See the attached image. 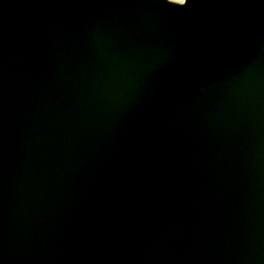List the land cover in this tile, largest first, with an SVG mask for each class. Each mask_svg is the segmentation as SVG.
Listing matches in <instances>:
<instances>
[{
    "label": "water",
    "instance_id": "95a60500",
    "mask_svg": "<svg viewBox=\"0 0 264 264\" xmlns=\"http://www.w3.org/2000/svg\"><path fill=\"white\" fill-rule=\"evenodd\" d=\"M0 264H264V0H0Z\"/></svg>",
    "mask_w": 264,
    "mask_h": 264
},
{
    "label": "snow or ice",
    "instance_id": "6c2138e0",
    "mask_svg": "<svg viewBox=\"0 0 264 264\" xmlns=\"http://www.w3.org/2000/svg\"><path fill=\"white\" fill-rule=\"evenodd\" d=\"M191 0H164L169 7L187 8Z\"/></svg>",
    "mask_w": 264,
    "mask_h": 264
}]
</instances>
